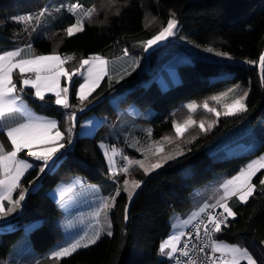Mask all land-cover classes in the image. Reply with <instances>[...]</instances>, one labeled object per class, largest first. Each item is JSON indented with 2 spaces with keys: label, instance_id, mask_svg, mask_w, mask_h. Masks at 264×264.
Listing matches in <instances>:
<instances>
[{
  "label": "trees",
  "instance_id": "1",
  "mask_svg": "<svg viewBox=\"0 0 264 264\" xmlns=\"http://www.w3.org/2000/svg\"><path fill=\"white\" fill-rule=\"evenodd\" d=\"M76 0H0V52L14 50L31 44L37 54H51L57 51L62 56H73L68 61L69 67L79 66V60L92 54H100L111 59L125 50L133 54L144 68L124 79L120 83L105 78L89 98L91 107L80 115V119L90 115H106L109 118L94 137H79L76 131L73 147L62 151L57 165L50 171L40 172L43 161H35L33 168L22 180L20 190L27 189L21 212L9 222L1 225H13L14 229L0 235V264L5 261L13 246L22 237L27 225L40 224L29 232L32 249L43 254L50 251L63 240L62 229L57 224L62 212L51 198L50 191L60 182L74 176L82 177L87 183L110 185L115 192L121 188L124 180H141V188L131 201L121 193L111 213L113 234L103 236L97 244L80 250L73 255L57 260H47V264H169L159 258L162 242L171 234L170 218L174 212H186L191 205L194 189L202 187L217 176L231 178L246 166L253 157L264 153V142L254 154L214 160L206 148L243 124L254 127V131H264V69L263 74L257 67L245 66L246 63L259 61L264 52V0H80L85 7L95 3L98 15L91 22L85 21V30L73 37L63 32L75 17L65 8L56 17L54 27L34 38V32L25 31L24 27L9 19L15 12L39 13L41 9L61 3L64 7ZM119 11V15L116 12ZM179 22L178 38H185L199 47H210L214 51L227 53L231 63L216 64L204 60L178 66L180 83L162 91L155 80L158 71H148L144 60L142 41L156 34L169 18ZM147 17V20H145ZM153 17L156 19L153 20ZM151 21L149 24L148 22ZM148 24V27L145 25ZM221 72L224 78L212 80ZM152 80V81H151ZM148 86L144 84L150 82ZM239 86L240 94L248 92L247 112L235 116L221 117L207 112L204 101L209 107L216 106L210 97L220 95ZM34 90L23 94L29 105L40 115L57 119L60 130L64 133L63 144L70 142L67 129L73 127L67 111L77 112L78 100L73 86L70 109L54 105L53 96L45 102L33 98ZM124 95L120 106L127 108L135 105L142 111L153 109L148 123L155 140H175L173 122L183 124L189 118L196 123L187 130L182 140L184 154L175 161L150 176L135 168L128 174L119 173L112 177L106 158L99 145L109 132V127L117 121L118 114L110 103L114 95ZM185 101H194L200 109L191 113L183 105ZM142 121L144 119L140 118ZM200 121L205 122L206 131L201 130ZM216 121L210 129L209 123ZM81 122V121H80ZM117 143V142H116ZM112 144H115L112 142ZM127 156H139L129 148L127 142L116 146ZM185 171L189 174L185 175ZM264 172L253 181L257 189L253 197L242 204L232 199L229 204L237 213L229 220L228 226L215 239L228 243L241 244L264 264V191L259 180ZM115 180L110 182V180ZM39 184L37 190H31ZM127 207L128 218H124ZM3 226V227H2ZM246 264V263H242Z\"/></svg>",
  "mask_w": 264,
  "mask_h": 264
},
{
  "label": "snow or ice",
  "instance_id": "2",
  "mask_svg": "<svg viewBox=\"0 0 264 264\" xmlns=\"http://www.w3.org/2000/svg\"><path fill=\"white\" fill-rule=\"evenodd\" d=\"M112 2L114 3L115 0H112ZM63 9L64 4L61 3L52 11L59 13ZM52 11L48 7H45L39 13L17 15L13 17V20L18 23H23L25 25V31L28 30L29 25H34L32 30L35 31L36 27L47 16L52 15ZM67 11L75 17V22L63 29V32L68 37L83 32L85 30V21L91 22L93 17L99 14L95 3L85 7L80 0H76L75 3H70ZM116 15H119V11L116 12ZM174 15L173 13L172 18L167 20L166 26H163L150 38L142 41L145 50L174 35V30L177 27V20L174 18ZM155 19L153 17V20ZM145 20H147V17H145ZM148 23L150 24L151 21ZM145 27H148V24ZM206 50L208 52L213 51L210 47ZM124 54L128 55L127 50H125ZM216 54L227 55V53L219 52ZM73 59V56H62L56 51H53L51 54H37L31 44H27L23 48L0 52V132L6 135L11 146V150H6L3 142H0V215L14 212L25 199L27 189L20 191L17 199L13 200L12 198V193L20 187L21 177L28 169L33 167L26 159L20 158L19 154L27 150V154L30 157L36 160H42L44 165L40 168V172H43L53 156L64 147V144L60 143L64 138V133L60 130L58 122L55 119L40 116L33 112L24 99L23 94L25 89L34 90L32 95L41 102H45L48 99L47 94L51 93L54 97V100L51 102L54 105L63 109H70L73 105L70 104L69 94L75 76H80L83 81L75 91L76 98L83 105L100 85L104 76L107 75L108 60L100 54H92L80 59L79 67L69 71L65 67V64ZM259 63L262 69H264V52L259 55ZM17 72L19 75L18 81L14 80V73ZM62 79L65 81L63 86L61 85ZM229 97L231 98L230 103H222V101H227ZM247 97L248 92L245 91L241 95L239 94V86H236V88H231L220 95L210 97L212 101L221 105L222 111H218L215 107H209L208 101H204L202 106L207 112L214 114L218 120L220 116L229 117L247 112ZM197 107V104L194 102L187 105L190 112H195ZM80 110L82 111L83 108ZM68 119L74 121L75 113H70ZM9 121L11 122L9 123ZM195 123L194 120L189 118L183 125L173 122L172 126L176 136L180 137ZM215 123L216 121H213L207 127L210 129ZM199 126L201 130H207L205 129L204 121H200ZM67 131L70 135L72 127H69ZM164 139L169 140L168 137ZM163 151V147L158 142H156L154 149H150L152 155H158L163 153ZM112 153L113 156L119 154L115 148L112 149ZM105 154L107 155V150ZM182 154V151H177L174 155H160V158L151 164H146L145 161H133L128 157H123L128 161V167H124L122 171L127 173L129 167L138 165L144 174L148 175L161 168L167 161L175 159L176 156ZM261 169H264V155L250 161L239 170L237 175L224 180L219 185V188L223 189V193L216 199L215 203H205L199 209V212H193L188 219L180 221L183 225H188L200 213L207 212L204 219L199 220L193 225L195 229L194 236L197 240L203 239L202 244L197 245L185 242L180 246L181 238L188 235L189 241H191L193 233L189 232L186 234L184 231H179L170 235L162 244L161 253L169 258H175V254L179 252L182 256L188 258L185 264H196V260L189 253L191 246L194 250L198 248V251L201 253H204L205 249H210L211 255L205 254L206 260L204 264H242V262H246V264H258L257 260L254 259L247 248L239 244L215 239L214 236L223 231L222 225L224 227L228 226L227 222L229 217L234 219L237 216V213L230 206L229 200L236 197L240 202L247 203L249 198L255 194L257 185L253 183V178L257 176V173ZM142 183L143 181L141 180H133L130 185L128 180H124L123 191L127 193L129 201L132 200L135 189L139 188ZM259 184L262 186L261 191H264V178L259 180ZM120 191L118 188L115 191V195L101 199L100 205L93 213V216L97 220L102 214L107 220V213L111 208L115 207L116 197L120 195ZM6 200L12 205L11 207L5 208L4 201ZM215 208H221L223 211L215 215L208 211ZM124 218H128L127 207L124 209ZM175 227L176 225L174 224L173 228ZM110 228L111 225L109 223L108 230L106 231V235L108 236L113 234ZM201 229L203 230V236H201ZM103 232H105V229L98 227L94 230L91 237H81L69 243L66 247L59 248V250L54 251L51 255L57 260L62 257L71 256L78 249L87 248L89 245L95 244L101 238ZM216 253H219V255L217 256Z\"/></svg>",
  "mask_w": 264,
  "mask_h": 264
},
{
  "label": "rangeland",
  "instance_id": "3",
  "mask_svg": "<svg viewBox=\"0 0 264 264\" xmlns=\"http://www.w3.org/2000/svg\"><path fill=\"white\" fill-rule=\"evenodd\" d=\"M197 1H202V0H190V2H197ZM69 4H67L66 7H65L66 11H67V7H68ZM56 7H58V6L54 5V6H50L48 8H49L50 11H52ZM25 14H29V13L15 12L13 15L9 16V19L13 20V17H15L17 15H25ZM31 14H36V13H31ZM59 14L60 13H56V12L52 11V15L51 16H47L40 23V25L38 27H36L35 31L32 30L34 25H29L27 32H34L33 33V35H34L33 37L34 38L39 37L46 30L54 27L55 22L57 21L56 15H59ZM13 21H15V20H13ZM18 24L22 25L24 27V29H25V25L23 23H18ZM179 30H180V25H179V22L177 21V27L174 30V35H172V36L168 37L167 39L157 43L156 45H154L153 47L149 48L148 50H145L144 47H143V44H142L143 51H144V60H143L142 64L147 63L149 72L150 71H158V73L156 74V76H155V78L153 80H155V82L157 83V85L159 86V88L161 90H162L161 87H164V82H166V81L169 82L170 79H172L175 75H177L180 78L179 73H178V66H180V65L189 64V63H192L195 60H204V61H208V62L216 63V64H226V63H231V61H232L231 58L229 56H227V55L226 56L225 55H217L216 53L218 51H214L213 50L212 52H208L206 49L209 48V47H199V46H196V45L190 43L185 38H178ZM77 34H79V33H76L75 35H77ZM219 53H221V52H219ZM68 64L69 63L67 62L65 64V67L69 71H71L73 69V67H69ZM244 64H245V66H250V67H253V68L257 67L259 69L260 73L263 74V69H262L259 61L258 62H254V63H246L245 62ZM78 67H76V68H78ZM107 73H108V67H107ZM225 75H227V74L221 72L219 75L215 76L212 80H217V79L224 78ZM104 78H105V76H104ZM104 78L101 80L100 85H101L102 81L104 80ZM14 80H16V81L19 80L18 72L14 73ZM151 81L145 83L144 85L148 86L149 83H151ZM157 81H160V84L162 86H160V84ZM180 81H181V79H180ZM82 82L83 81H82V78L80 76H75L73 78L72 88H73V86H75L76 89H77L79 84L82 83ZM64 84H65V81L62 79L61 80V85L63 86ZM18 87H19V85H18ZM72 88L70 89L69 100H70V97H71ZM97 88L95 89V91L97 90ZM234 88H236V87H234ZM163 89H165V88H163ZM26 90H31V89H25V91ZM240 92H241V88L239 87V94H240ZM91 95L89 96V98L91 97ZM48 96H52V94L48 93L47 97ZM33 98L36 99L34 96H33ZM89 98H88L87 101L84 102L83 105H81L79 100L77 99L78 100V106H77V112H74L75 113V120L72 121L73 122L72 130L76 131V128L78 127V125H81L80 126L81 127L80 131H78V132L76 131V133L78 134L79 137H94L96 135L98 129L104 123H107L109 121V118L106 115H102V116L90 115L88 117H84V118L80 119V115L83 114L84 112H86L91 107V105L93 104V103L92 104L89 103ZM123 98H124V95H120V94L117 95L116 94V95L112 96L111 101H110L111 105L114 107L115 110H117V109L119 110V108H120V110H122L121 111L122 114H124V111H125L124 109H126V108H123V107L120 106V101ZM25 101L28 102L27 100H25ZM246 101H247V99H246ZM193 102L194 101H185L183 103V105L185 107H187V105L189 103H193ZM223 102H229L230 103L231 102V98L229 97L227 101H222V103ZM194 103H196V102H194ZM197 106H198V104H197ZM216 106L218 107V109H217L218 111H222L223 110L220 104L216 103ZM81 108H83L82 111L80 110ZM199 109H200V107L198 106L197 110L195 112H197ZM146 112H153V109L148 108L144 112L145 115L142 116V119H144V122H145V120H149L152 117V116H148V113H146ZM195 112H191V113H195ZM126 113L129 116L128 108L126 109ZM221 117H225V116H220L219 118H221ZM117 124L116 125L114 124V125L109 127V129H111V131L115 130L114 134L116 136L121 135L123 133V131H124V128L126 127L125 121L123 119ZM181 125H183V124H181ZM194 125L190 126L188 129H190ZM144 126H147V129L150 130V127H149L148 123H144ZM249 126H251V125L246 123V124H243L242 126L236 128L231 133L225 135L224 137L219 139L217 142H215L214 144H212L209 147H207L206 151L209 154H212L211 157L214 160L225 159V158L235 157V156H239V155H249V154L256 153L259 150V148L261 147V145L263 144V142H264V131L262 130V128H258L254 132L249 133V131H248ZM120 127L122 129H119ZM142 128H143V130H146L144 127H142ZM118 133H121V134H118ZM112 135L113 134H111V136ZM70 136H71V138H70L69 148H72L74 140H75V138H74L75 135H74L73 132H71ZM111 136H110V134L107 133L105 138H104V140L100 143L99 148H100L101 152L103 153V155L106 158V162H107V166H108L110 175L111 176H116V175L119 174V169L117 167V159L120 156L121 152H123V150H121V152H120V150L117 147H115L114 144H112L111 141H113V140H111V138H110ZM183 136L182 137H177L176 136L177 138L175 140H172V139H169V140H165V139L155 140L153 137H150L151 139L146 140L144 143L141 142V143H139L136 146V148H135L137 150L136 153L139 154V156L132 155V153H130L127 156V154L125 152L126 157H128L129 159H131L133 161L141 160V161H145L146 164H151V163H155L156 160L160 158V155H168V154H173L174 155L177 151H182L183 154H184V151H183L184 142L182 140ZM63 140H64V138L60 141V143L62 142V144H63ZM156 142H158L159 145L163 147L164 151H163V153H160L158 155H152L151 152H150V149H154V147L156 146ZM145 143H147V144H145ZM101 145H103V147H101ZM113 148L117 149V152L119 154L113 156V153H112V149ZM106 150H107V155L105 154ZM182 155H178V156H176L175 159L167 161L166 163L163 164L162 167H164V165H166L169 162L175 161L176 159H178ZM261 155H264V153L253 157L252 160L257 159ZM110 157H111V159H110ZM31 159L35 160V161H42V160H36L33 157H31ZM127 165H128V161H127ZM135 168H138V169H140L143 172V170L138 165H133V166L129 167V171L126 174H128L130 171H132ZM161 168H159V169H161ZM159 169L151 172L147 176L152 175L153 173L157 172ZM262 172H264V169H261V171L258 172L257 175H259ZM187 174H189V171H185V175H187ZM222 178H221L222 181L226 180V179H230V178H227V177H222ZM253 179H255V177ZM128 181L131 182L133 180H128ZM222 181H220V182H222ZM215 184L212 185L213 188L219 187V185H215ZM130 185H131V183H130ZM37 189L38 188L36 187L35 190H37ZM66 189L67 188H65L64 183L61 182L59 187H57V191L54 192V194H53L54 197L53 198L56 201L59 200L60 197L63 196L67 192ZM252 197H250L249 200ZM241 203L242 204H246V203H243V202H241ZM196 212H198V211H196ZM171 218H172L173 223L176 225V227L174 228V231L171 233V235L174 234L175 232H179V231H184V232L187 231L188 232L189 228L193 224L192 223L189 226H187V225H183L182 223H180V221H182L184 219H183V217L180 216L179 212H174ZM229 219H232V218L229 217ZM103 220H104V216H103V219L101 221L102 224H103ZM39 224H40L39 222H35L28 229H24V233H23V235H22V237H21V239L19 241L20 243L12 251V253L9 256V258L7 259L8 261H6V262L3 261L2 264H24V263H27V262H31V261H29L30 260L29 255L27 257L25 255L21 257V255L26 254L25 252H26L27 247H28L27 244L30 241L29 232L32 229H34V227H37ZM10 230L11 229H9V231ZM187 232H186V234H187ZM1 234H2V231H0V235ZM26 241H27V244H26ZM239 245L244 247L241 244H239ZM217 254L219 255V253H217ZM254 259H256V258L254 257ZM172 260H173V258L170 261H172ZM242 263H246V262H242Z\"/></svg>",
  "mask_w": 264,
  "mask_h": 264
},
{
  "label": "crops",
  "instance_id": "4",
  "mask_svg": "<svg viewBox=\"0 0 264 264\" xmlns=\"http://www.w3.org/2000/svg\"><path fill=\"white\" fill-rule=\"evenodd\" d=\"M57 16L58 15H56V17ZM17 48H23V47H17ZM107 60H108V65H107L108 73L105 76V78H108L111 82H115V83H120L124 79L128 78L130 75L134 74L135 72H137V71L139 72L142 69H144V68L140 67L141 65H140L139 59L129 52H128V55H125L123 52L121 55H119L115 58H111V59L107 58ZM157 82L160 84V81H157ZM178 83H180V78L177 75H175L172 79H170L169 82H167V81L164 82V87H161L162 91H166L169 88H171L172 86H174V84L176 85ZM160 86H162V85L160 84ZM163 88H165V89H163ZM110 101H111V98H110ZM27 104H28V107L33 112H35L37 115H40L29 105L28 102H27ZM127 108H128L129 116L126 113ZM127 108L124 109L125 110L124 114H122V112H121L122 110H120V108H119V110L118 109L116 110V112L118 114V118H117V121L115 122V125L117 123H119L122 119L125 121V124H126V127L124 128L123 133L122 134L118 133L121 135L116 136L114 134L115 130L111 131V129H109L108 134H110V136H111V134H113L110 137L111 140H113V141H111V140L110 141L115 143L114 144L115 147L117 146V144L120 145L122 142H127L129 148H131L132 150H135L137 152V150L135 149L136 146L141 142L144 143L146 140L151 139L150 137H152V131H151V128H150V130H148L147 126H144L145 122L140 119V118H142V116L145 115V113H144L145 111L138 109L135 105H130ZM146 113H148V116L153 115V112H146ZM40 116H43V115H40ZM44 117H46V116H44ZM50 119H54V118H50ZM55 120L58 122L57 119H55ZM10 122L11 121H9V123ZM58 125H59V122H58ZM71 125L73 126L72 121H71ZM80 126L78 128V131H80V128H81ZM121 127L119 129H122ZM142 127H144L146 130H143ZM186 131L183 133V135L186 133ZM248 131H249V133L254 132V127L249 126ZM182 136H180V137H182ZM0 142H3L6 150H11L10 142L7 140V137L3 132H0ZM69 144H70V142L68 144H66L63 148H61L60 151L57 152L53 156V158L50 160V162H48V166L45 168L44 172L52 170L54 168V166L57 165L56 159H57L58 155L64 150H69L70 149ZM145 144H147V143H145ZM23 154L28 155L27 150H24L23 152H21L19 154L20 158L26 159L23 156ZM210 155H212V154H210ZM26 160L33 165V163L31 161H29L28 159H26ZM32 168L28 169L25 172V174L21 177L20 186H21L23 178ZM112 177H114V176H112ZM222 177H224V176L223 175L217 176L212 181L208 182L207 184L203 185L202 187L194 189L192 196H191L190 208L186 212L180 213V216L183 217L184 220L188 219V217L193 212H196V211L199 212V209L205 203H208V204L215 203L216 199H218L219 196L223 193V189H220L219 187L213 188L212 185L215 183H216L215 185H220L224 181V180L222 181V179H223ZM126 180H129V179H126ZM113 181H115V180H113V179L110 180V182H113ZM220 181H222V182H220ZM60 183H59V185H60ZM62 183H64L65 188H67L66 189L67 192L63 196H61L59 200L56 201L53 198L54 197L53 194L55 191H57V187H59V185H58L56 188H54L53 190L50 191V196L58 204V206L60 207L61 212H62L61 217L57 220V224L62 229L63 236H64L63 240L60 243H58L55 247H53L50 251H48L47 253H43V254L36 253L32 249L30 241L28 242V244L26 241V244L28 246L27 250L25 252L26 254L21 255V257L24 255L27 257L29 255V257H30L29 261H31V262H27L24 264H47V260L53 258L51 254L54 251L59 250V248H61V247H66L69 243L74 242L75 240L80 239L81 237H84V236L91 237L94 230L98 227H102L105 229V232H103L101 234V238L103 236H108V235H106V231L108 230V224L109 223L111 225L110 230L113 233V227H112V222H111V213H112L114 207L108 211L107 220L104 217L103 224L101 222L103 219V216H104L103 214L99 217L98 220H97V218H95L93 216V213L95 212L97 207L100 205L101 199L103 197L115 195V192L112 190L110 185L102 186V185L90 184V183H87L80 176H74L68 180L62 181ZM38 186H39V184H36L33 188H31V190H35V188ZM140 188H141V186L139 188L135 189L134 195L137 193V191H139ZM119 189L121 190L120 194L121 193L126 194V192L123 191L124 182L121 185V188H119ZM18 190H20V187L17 188L12 193L13 200L18 198V196L15 195L18 192ZM27 193L28 192L25 193V198L27 196ZM117 197H116V199H117ZM232 199H237V198L233 197ZM231 200H229V202ZM24 201H25V199L21 202L20 206L17 207L14 212H12L10 214H6V215H0V231H2V229L4 231H9V229H11V230L14 229L13 225H9V226L5 225L4 227L2 226L3 228H1V225L9 222L12 218H14L16 215H18L21 212ZM4 206H5V208H8V207H11L12 205L6 200V201H4ZM221 210L223 211V209H221ZM202 215H203V213H200L199 216L195 217L190 224L195 223ZM33 224L34 223L27 225L25 227V229H28ZM170 224L172 226V231H171V233H172L174 231V228H173L174 223L172 221V218H170ZM190 224H188L187 226H189ZM183 238L184 237L181 238V242H182ZM20 239L13 246L10 254L15 249V247L20 243L19 242ZM99 240L95 244H97L99 242ZM164 242H162V244ZM95 244L89 245V247H92ZM162 244H161V246H162ZM161 246H160V251H159V258L163 261L170 262V260L172 258H169L168 256L161 253ZM89 247H87V248H89ZM87 248H80L76 252L83 250V249H87ZM165 251H167V250H165ZM76 252H74V253H76ZM10 254H9V256H10ZM9 256H8V258H9ZM67 257H69V256H67ZM67 257H62L59 260H63ZM7 259L5 260V262L8 261Z\"/></svg>",
  "mask_w": 264,
  "mask_h": 264
},
{
  "label": "built area",
  "instance_id": "5",
  "mask_svg": "<svg viewBox=\"0 0 264 264\" xmlns=\"http://www.w3.org/2000/svg\"><path fill=\"white\" fill-rule=\"evenodd\" d=\"M70 113H72V112L67 111V115H69ZM123 157H126V154H125L124 151L121 152L120 156H119L118 159H117V167H118V169H119V173H123L122 169H123L124 167H128V165H127V160H125ZM27 158L31 159L30 156H27ZM208 211H210L211 214H213V215H215V214H217V213H219V212H222V210H221L220 208L210 209V210H208ZM206 215H207V212L203 213V215H202V216H201V217H200L195 223H193L192 226L189 228V230H188L187 233H189V232H192V233H193V236H192V238H191V241H189V237H188V235H186V236L183 238V240H182L180 246H182L183 243H185V242H190V244H193V243H194V244H197V245H200V244L203 243V239L197 240V239L195 238V236H194V231H195V229H194L193 225H195L199 220L204 219V218L206 217ZM229 220H230V219H228L227 224H229ZM225 228H226V227H224V226L222 225V229L224 230ZM218 234H219V233H218ZM215 235H217V234H215ZM201 236H203V230H202V229H201ZM214 237H215V236H214ZM189 253H190V256H191L193 259L196 260V264H204V262H205V260H206V255H205L206 253L209 254V255H211L210 249H205V252H204V253H201V252L198 251V248L194 250V249L191 248V246H190V248H189ZM216 255L218 256L217 253H216ZM187 260H188L187 257H184V256H182L179 252H177V253L175 254V258H173V260L170 261L169 264H178V262H179V264H185V262H186Z\"/></svg>",
  "mask_w": 264,
  "mask_h": 264
}]
</instances>
